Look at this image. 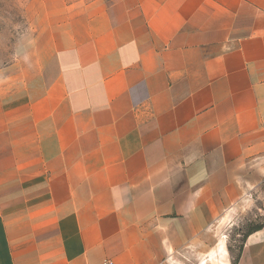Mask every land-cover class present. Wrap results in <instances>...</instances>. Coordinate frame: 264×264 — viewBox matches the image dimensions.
Masks as SVG:
<instances>
[{
    "label": "crops",
    "instance_id": "obj_1",
    "mask_svg": "<svg viewBox=\"0 0 264 264\" xmlns=\"http://www.w3.org/2000/svg\"><path fill=\"white\" fill-rule=\"evenodd\" d=\"M0 75V264H264L211 228L264 180V0H103Z\"/></svg>",
    "mask_w": 264,
    "mask_h": 264
},
{
    "label": "rangeland",
    "instance_id": "obj_2",
    "mask_svg": "<svg viewBox=\"0 0 264 264\" xmlns=\"http://www.w3.org/2000/svg\"><path fill=\"white\" fill-rule=\"evenodd\" d=\"M103 0H0V75L15 63L32 59L81 18L88 4ZM264 223V180L235 204L211 230L236 257L248 233Z\"/></svg>",
    "mask_w": 264,
    "mask_h": 264
},
{
    "label": "built area",
    "instance_id": "obj_3",
    "mask_svg": "<svg viewBox=\"0 0 264 264\" xmlns=\"http://www.w3.org/2000/svg\"><path fill=\"white\" fill-rule=\"evenodd\" d=\"M100 264H114V262L112 260H105L101 262Z\"/></svg>",
    "mask_w": 264,
    "mask_h": 264
},
{
    "label": "trees",
    "instance_id": "obj_4",
    "mask_svg": "<svg viewBox=\"0 0 264 264\" xmlns=\"http://www.w3.org/2000/svg\"><path fill=\"white\" fill-rule=\"evenodd\" d=\"M263 225H264V223L263 224H261V225H259V226H257V227H255L254 229H252L249 233H251L252 231H255V230H258V229H260L261 227H263Z\"/></svg>",
    "mask_w": 264,
    "mask_h": 264
}]
</instances>
